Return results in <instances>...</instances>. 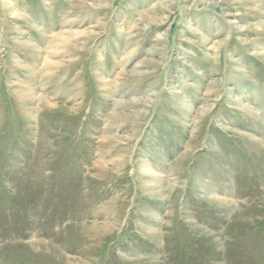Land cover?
<instances>
[{"label":"rangeland","instance_id":"rangeland-1","mask_svg":"<svg viewBox=\"0 0 264 264\" xmlns=\"http://www.w3.org/2000/svg\"><path fill=\"white\" fill-rule=\"evenodd\" d=\"M0 264H264V0H0Z\"/></svg>","mask_w":264,"mask_h":264}]
</instances>
